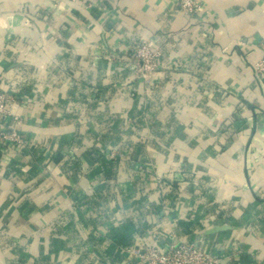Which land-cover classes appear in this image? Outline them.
Returning <instances> with one entry per match:
<instances>
[{
    "label": "crops",
    "instance_id": "obj_1",
    "mask_svg": "<svg viewBox=\"0 0 264 264\" xmlns=\"http://www.w3.org/2000/svg\"><path fill=\"white\" fill-rule=\"evenodd\" d=\"M178 1L0 0V77L27 142L0 150V264H135L112 240L127 224L131 246L166 247L174 231L224 252L222 264H264V85L251 89L264 0H201L196 16L179 12ZM147 39L168 65L184 66L178 86L163 82L157 92L169 104L152 114L157 150L148 157L158 173L191 180L186 196L170 180L164 197L152 181L143 186L133 163L93 175L95 126L107 118L120 130L121 114H136V103L117 101V85ZM224 87L237 96L225 98ZM214 124L228 133L221 148L205 138Z\"/></svg>",
    "mask_w": 264,
    "mask_h": 264
},
{
    "label": "rangeland",
    "instance_id": "obj_2",
    "mask_svg": "<svg viewBox=\"0 0 264 264\" xmlns=\"http://www.w3.org/2000/svg\"><path fill=\"white\" fill-rule=\"evenodd\" d=\"M147 49L151 54H156L159 57L158 65L153 70L146 69V64L141 63L136 57L137 51L141 50L142 52L146 53ZM129 60L131 63L130 67L133 73L132 76L130 78H127L124 83L117 85V88H119L120 90L117 95V101L127 100L129 102L136 103V114L131 115L128 113H122L121 115L125 119V124L121 126L122 129L120 130H118V127H115L114 123L108 122L107 118L105 125L101 126L100 124L95 126L96 128L95 131L92 132V136H96L95 139H93V141L95 140L94 142L96 143V145L92 150H94L97 154L95 155L94 159L99 163L102 157H104V154L107 153L109 154V156L106 159L108 160V162L113 163L115 165L114 167L122 168L128 163H133L134 170L138 175L139 183L144 182L143 180L144 178H147L146 175L148 173H152V176H154V178H157L158 176L167 179L169 177L168 175L160 174L158 173V171H155V165L153 164V162H151V158L149 159L148 157V154H151L154 150H157V143L155 140L156 136L154 133L157 129V126L151 124V119L153 116L152 114L155 113L158 107H167V105L169 104V101L167 99H158L157 92L162 88V86H164V83L166 84V86H178L182 79L175 72V69H180V67L184 66L175 63H171L170 65H168V63H166L162 48L157 45H152V43L148 39L142 41L140 44L132 48ZM256 63H254L253 66ZM253 66L251 67V69L255 81L254 84L251 85V89L256 88L257 86H261L258 78L255 75ZM164 70H168V74L163 73ZM226 88L227 87L223 88L225 98L237 96L238 92L235 93L233 90H227ZM252 98L253 97L249 96L248 102H252ZM224 102L225 103H223V106H225L227 103L226 101ZM253 104H256V102H254ZM246 105L248 104L244 103V106L241 105V107L247 109L248 106ZM153 107L156 109H153ZM111 115L116 116L113 113ZM229 122L230 124H232L235 123V120L231 118ZM100 128H105V133L107 134L106 140H99ZM224 129L225 128L222 125L214 124L205 133V138L211 141L213 140L214 145L218 148H221L223 144H225V138L228 135V133H226ZM141 131H145V134L140 135ZM78 149L79 148L77 147L71 148L73 152ZM130 153H138V155L137 157H135L131 156ZM141 155H144L146 158L148 157L147 160L149 161H144V158L140 159ZM71 165L72 166H70L69 169L74 171L75 168L73 164ZM70 173L72 172L70 171ZM176 174L175 177H170L173 181L191 182V180L183 175V172L180 175L179 173L178 175ZM117 179L118 178L115 177L114 180ZM148 182L149 181H147L146 183ZM121 185L122 183H118L116 187H119ZM146 185L147 184H144L143 186Z\"/></svg>",
    "mask_w": 264,
    "mask_h": 264
},
{
    "label": "built area",
    "instance_id": "obj_3",
    "mask_svg": "<svg viewBox=\"0 0 264 264\" xmlns=\"http://www.w3.org/2000/svg\"><path fill=\"white\" fill-rule=\"evenodd\" d=\"M76 2H88V0H74ZM205 7L201 0H179L177 4V10L186 16H195L204 11ZM149 49V48H148ZM146 53L137 51L136 57L141 63L146 64V69L153 70L157 67L159 57L156 54H151L149 50ZM255 75L258 78L261 86L264 85V53L263 57L253 66ZM16 101L5 91L2 79L0 77V150H15L22 151L27 146L25 138L21 135L18 130V126L21 125L22 121L13 111V106ZM10 118L14 119L13 124H9ZM68 162H75L77 156L75 152L70 150L67 154ZM109 154L105 153L104 158L106 159ZM70 166H72L70 164ZM149 175V176H148ZM152 173L146 175L144 178L145 184L147 181H152V185L157 189L158 193L164 197L165 181L169 178L170 183L174 187L177 194L186 196L185 192L191 185L190 182L186 181H175V185L170 177L167 179L163 177L154 178ZM168 179V180H169ZM148 182V183H149ZM177 200V199H176ZM160 205L161 214H165L166 210L164 207L165 201ZM165 210V211H164ZM170 242L166 247H162L159 243L152 239H147L141 244H136L131 247H121L120 250L127 254L130 258L132 257L135 264H222L223 261L230 260L229 257L224 253L220 252L214 254L205 249L200 242H193L183 238H178L176 233L172 231L169 235ZM101 264V263H100Z\"/></svg>",
    "mask_w": 264,
    "mask_h": 264
},
{
    "label": "trees",
    "instance_id": "obj_4",
    "mask_svg": "<svg viewBox=\"0 0 264 264\" xmlns=\"http://www.w3.org/2000/svg\"><path fill=\"white\" fill-rule=\"evenodd\" d=\"M90 154H92V156L95 157V155L97 153H95V151L93 150V152H90ZM94 159V158H93ZM114 164L111 162H108L107 159H105L104 157H102V159L99 162V166L98 169L95 170L93 175H97L98 173H106V177H110L111 174V169L114 168ZM109 175V176H108ZM181 225V224H180ZM134 227L132 224H127L126 229H125V233L124 234H114L112 240L114 241V244L117 248H121V247H130L132 245V233L134 232Z\"/></svg>",
    "mask_w": 264,
    "mask_h": 264
},
{
    "label": "water",
    "instance_id": "obj_5",
    "mask_svg": "<svg viewBox=\"0 0 264 264\" xmlns=\"http://www.w3.org/2000/svg\"><path fill=\"white\" fill-rule=\"evenodd\" d=\"M225 228H215L213 229L211 232L215 233V232H220L221 230H224Z\"/></svg>",
    "mask_w": 264,
    "mask_h": 264
}]
</instances>
